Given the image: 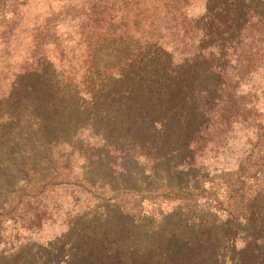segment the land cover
<instances>
[{"label":"trees","instance_id":"trees-1","mask_svg":"<svg viewBox=\"0 0 264 264\" xmlns=\"http://www.w3.org/2000/svg\"><path fill=\"white\" fill-rule=\"evenodd\" d=\"M7 1L0 0L1 14ZM107 1L62 0L60 6V0H15L39 10L25 26L39 49L60 30V18L65 42L78 37L76 44L84 45L87 61L77 66L88 94L80 95L82 107L98 102L95 90L118 92V103L140 104L143 120L153 122L145 128L157 153L189 152L177 162L185 172L181 184L168 186L166 197L175 204L148 224L138 206L119 196L129 190L106 191L84 171L73 182L75 189L60 179L61 199L74 198L76 208L64 212L59 234L42 241L51 206L46 196L53 189L36 193L25 180L0 206V264H264V106L235 105L238 83L264 72V8L249 0H145L138 9L119 0L118 9L108 13ZM136 10L157 19V38L130 42L125 16ZM4 25L10 33L15 22ZM115 37L120 47L109 45ZM112 55V61L97 66L96 59ZM28 63L11 82L17 106H30L33 94L57 98L53 83L60 87V77L55 70L45 76L46 57H33L26 68ZM92 70L100 73L87 80ZM180 135L189 138L180 148L159 149ZM229 141L239 145L234 166H214L206 176L208 187L196 184L194 163L209 164ZM143 155L150 160L147 150ZM50 179L34 185H51ZM109 200L138 225L114 223Z\"/></svg>","mask_w":264,"mask_h":264},{"label":"rangeland","instance_id":"rangeland-1","mask_svg":"<svg viewBox=\"0 0 264 264\" xmlns=\"http://www.w3.org/2000/svg\"><path fill=\"white\" fill-rule=\"evenodd\" d=\"M51 1L46 0V3ZM144 1L127 0L124 6L131 4L133 8L139 9L142 8ZM249 1L259 2L264 8V0ZM7 2L3 14L0 13V82L2 84L0 88V206L6 204L7 200H12V195H9L10 190L22 188L25 180L36 189V193L44 190L43 195H46L48 189L52 188L53 192L46 196L47 203L51 205L47 214L49 219L46 220L48 222L42 226L39 234L40 240L45 241L59 234L64 228L63 216H66L64 212L76 208L74 198L61 199L63 192H60V179L72 182L69 183L72 185L81 173L86 171L87 176L91 180L99 181L106 191L114 192L118 188L129 190V194L120 193L119 196H122L129 206H138L144 222L149 224L152 219L158 218L161 212H168L175 204L168 200L170 196L166 197L170 192L168 186L181 184L185 172L177 162L189 152L183 150V154L168 156L157 153L155 140L151 141L149 138L152 135H147L146 132L145 127L149 125L147 120H143L145 110L139 109L140 104L128 106L127 102L118 103L116 99L120 95L118 92L112 95L110 93L112 91L95 90L97 94L100 93L99 98L97 97L98 102L82 107V104L78 103L81 99L80 95L83 93L87 97L88 94L85 93L86 84L80 83L79 76L84 72L79 71L77 66L87 61L86 53H83L84 45L76 44L78 37L70 38L69 43L65 42L63 19L60 18V30L48 37L51 39L44 41L46 48L39 49L33 41L31 27L25 28L26 24L31 26L32 19L38 15L39 10H35L31 4L22 7L16 5L15 0ZM61 2L62 0L60 6ZM118 2L119 0L107 1L108 13L113 8L118 9ZM55 3L56 1L52 4ZM44 8L46 7L43 6L42 9ZM138 11L129 12L125 16L130 21L126 24L129 26L128 34L132 35L130 42L139 38L146 39V36L149 39L157 38V19L149 18L151 15L146 18L139 14L141 11ZM120 16L121 14L117 17ZM12 21L15 22V26L10 33H7L4 24L7 22L9 26ZM50 31L51 29H48V32ZM262 39L264 40V36ZM55 42L59 49L55 48ZM112 43L119 47L122 45L117 37L113 38L109 45ZM106 44V42L101 44V47ZM35 56L38 60L41 56L46 57L49 65L46 77L52 73V70H55L54 76L60 77V87L58 83H53L57 90V98L50 100L49 97L43 98L42 95L33 94L29 98L30 106H17L11 82L27 62L29 63L26 68L32 63ZM113 57L115 56L96 59L97 66L103 67L104 63L112 61ZM99 73L92 70L87 80L92 75L97 77ZM3 76L6 77L4 80ZM99 79L102 80L103 76L100 75ZM242 80L236 88L235 105L252 106L253 104L262 108L264 94L261 89L264 88V72ZM66 82L71 84H67L66 87ZM108 84L110 83L105 82L104 88H107ZM151 123L153 125V122ZM180 136L178 140L173 138L172 141H167L166 145H159V149L180 148L181 144L189 140L184 135ZM145 142L149 144L146 145ZM234 142L229 141L223 146L218 151L217 158L209 164L203 165L199 160L194 163L192 175L196 184L208 187L205 182L206 176L214 166L216 168L234 166L233 157L239 152V145ZM146 150L150 160L144 159L143 154ZM37 179H50L53 183L36 187L34 183ZM162 186L167 187L163 189ZM72 188L76 187L72 185ZM108 202L111 203L107 208L110 210V215L114 216V223L118 222L122 226L138 225L136 217L133 220L117 202L112 200Z\"/></svg>","mask_w":264,"mask_h":264}]
</instances>
